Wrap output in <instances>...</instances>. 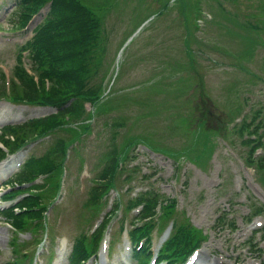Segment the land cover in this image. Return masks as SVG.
<instances>
[{
    "label": "rangeland",
    "instance_id": "1",
    "mask_svg": "<svg viewBox=\"0 0 264 264\" xmlns=\"http://www.w3.org/2000/svg\"><path fill=\"white\" fill-rule=\"evenodd\" d=\"M95 1L98 3V8L94 5L92 9L96 15H99L97 17L105 37L102 42L100 63L95 72L96 79H99L101 74H105L103 86H111L117 93L119 87L126 88L124 82L127 81L129 90H132V85L135 84L137 91L132 92L133 96L143 99L148 97V103L127 99L116 104L120 112L126 113L135 130L139 131L144 127L142 131L149 129L159 131L158 134L152 132L139 135L134 142L141 140L172 148L166 146L169 145L181 151L173 156L166 151V148L160 147L171 156L168 157L163 152L152 153L143 146L138 147L137 160L140 169L155 173L148 180L138 182V186L152 182L165 194L175 196L178 207L186 211V215L194 224L208 232V240L198 249L196 264H258L254 256L256 254H248L246 239L249 232L246 227L240 225L232 231H220L207 224L212 215L216 216L226 207V200L230 197L241 201L247 197L248 205L252 200L264 199V193L257 192L261 190L255 182V169L248 166L250 163H247V160H244L245 164L243 162L242 157L248 151V145L243 142V137L233 134L232 143L226 145L221 136H214L218 131L224 132L225 128L231 129L238 118H243L244 110L234 108V104L241 105L242 96H246L242 101L245 108L264 106V0H200L202 9L209 13L200 14L198 23L195 16H192L194 8L188 7V12H191L190 17L184 3H180L179 6L172 5V0ZM165 7L168 8L162 14ZM178 7L182 11V19L178 18L180 17ZM11 8L12 5L7 4L0 8L2 26L0 28V90L4 92L0 95L5 98L0 99V119L3 120H19L26 115L25 111L42 110L34 105L14 104L6 100L14 91L19 90L13 71L18 61V53L26 55V50L19 49L24 39L30 35V30L23 34L9 32L12 30L9 27H12L10 21L13 18L4 15ZM164 24L166 26L162 28ZM197 24H199L198 30H195ZM185 55L191 60L184 57ZM174 58L181 62L186 61L183 63L184 68L179 70L182 63L177 64L178 61L175 62ZM114 60L118 75L113 80L115 84L113 87L110 80L114 76ZM174 72L175 75L178 72L183 74L180 80L184 83L179 86L186 83L192 85L190 91L194 116L176 115L187 110L188 97L185 91L189 86L178 87L177 82L174 84L173 80L171 85L167 83L164 85L157 79L168 75L173 78ZM188 73H194L195 78L188 79ZM154 79L157 80L153 81ZM151 84L154 86L144 89ZM237 90L242 92L240 97L238 93L240 98L238 100ZM103 100L105 98L95 104L96 115H100L105 110L103 102L98 104ZM154 101L157 103L151 107L149 104ZM85 107L89 109L88 104ZM149 108L153 111L152 116L147 112ZM157 111L166 115V119L174 126L176 124L179 127L175 132L172 129V135L166 133V121L156 113ZM172 113H175L173 117ZM145 114L149 115L142 116ZM151 118H153L151 121H146ZM190 126L196 130L197 136L192 137L189 133ZM124 130L125 126L117 129L119 132ZM31 134L27 132L22 138L30 137L33 135ZM201 135H206L208 141L215 143L214 150L206 163V159L201 160L202 163L189 159V157L196 160L200 158V151L196 146L200 145ZM104 144H107V140ZM104 144L101 134L93 144L82 147L83 153L90 162H94ZM43 147L42 144H36L32 146V151L40 153ZM260 155L262 152L257 153L256 156ZM70 156L68 185L74 189L78 186L84 190L87 181L84 180L83 173L81 174L78 156L73 153ZM89 161L85 160V162ZM72 179L76 184L72 183ZM261 179L264 180L262 174ZM258 183L264 185L261 181ZM70 193L73 197L69 198L68 195L69 199L66 198L56 210V217L61 220L67 215L64 223L55 226L52 239H45L48 250L51 251L53 248L56 250V256L52 263L48 264H67L64 255L74 236L79 232L76 225L68 228L82 210V206L76 202L77 192L73 190ZM4 203L8 201L0 199V205ZM231 208L234 209L231 214H234L235 221L242 224L243 215L248 209L245 201L235 203ZM12 237V231L0 214V264H8L14 256L11 248ZM124 243L125 237L120 235L113 245L117 247L111 249L108 258L111 264L122 262L126 264L127 250L124 249ZM64 244L66 246L63 251L60 247ZM43 251L46 252L47 249H40L38 254ZM41 259L39 256V260ZM45 262L47 261L44 260V264Z\"/></svg>",
    "mask_w": 264,
    "mask_h": 264
},
{
    "label": "trees",
    "instance_id": "2",
    "mask_svg": "<svg viewBox=\"0 0 264 264\" xmlns=\"http://www.w3.org/2000/svg\"><path fill=\"white\" fill-rule=\"evenodd\" d=\"M47 1L20 0L17 5L18 8L12 13V18L15 15L22 14L23 16H20L18 21L22 24L31 13ZM183 1L184 3L188 2V0ZM195 1L198 3L200 0ZM94 5L98 6L95 0H52L50 11L45 20L38 26L36 36L32 42V46L40 50L36 54L35 61V67L39 68L37 81L34 82L33 76L24 71L23 67H17L15 70L21 76L22 85L20 92L17 93L16 90L14 93L20 98L40 104H63L69 97H73V99L64 106L58 115H48L24 124L5 128L4 133H0L4 137L1 135L0 138L7 145L13 144L8 134H12L17 140H21L24 135H27V132L45 131L52 128L55 123H60L67 115L78 114L82 111V104L85 100L93 101L101 96L103 89L99 87V84L91 82L101 40L97 30L98 21L92 11ZM45 78L49 79L48 85L44 83ZM0 91V93L3 92V90ZM192 112L191 104L187 103L186 112L180 114L191 116ZM131 140L129 138L126 142H131ZM57 142H61V140L59 139ZM111 148L112 151L106 155L105 173L114 172L116 169L117 149L118 151H125L126 149L125 144L120 147L116 143H112ZM53 149L54 152H52ZM61 151L62 147L56 146L46 151L41 157H32L27 162V167L16 174V181L20 182L29 178L30 172L36 175V171L47 170L50 166H54V161H58L62 156ZM56 152H58L56 156L52 157V154ZM2 153L0 149V157ZM260 165L264 166V159L260 161ZM110 180V177L103 180L99 187L94 188L93 192L98 193L100 190L105 189ZM33 200L36 202V199ZM5 214L12 217L14 213L7 210ZM33 214L27 215L32 216Z\"/></svg>",
    "mask_w": 264,
    "mask_h": 264
}]
</instances>
